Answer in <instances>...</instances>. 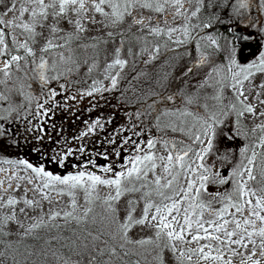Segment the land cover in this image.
<instances>
[{"label": "snow or ice", "instance_id": "snow-or-ice-1", "mask_svg": "<svg viewBox=\"0 0 264 264\" xmlns=\"http://www.w3.org/2000/svg\"><path fill=\"white\" fill-rule=\"evenodd\" d=\"M172 2L178 9L183 8L181 0H26L25 3H20L19 8L17 0H0V11H2L0 14V62L3 65L0 67V74L3 77L0 79V85L4 86V90L0 91V138H3L8 131L6 125L19 121L30 123V118L40 122L41 117L47 116L52 104L59 106L55 98L61 93L49 85L52 81L59 82L62 74L66 76L71 73V67L62 66L77 63L71 54L74 43L97 51L102 44L107 45L110 41L116 43L113 32L109 31L107 39L102 36H93L91 37L93 42L90 45H84L81 43L82 36L90 31L89 25L110 28L123 23L125 17L130 16L137 7L164 12L166 5ZM252 6L253 0H207V2L197 0L195 10L191 11L190 15L178 10L177 15L184 18L183 24L167 29L159 26L149 29L150 34L166 35L168 41L177 46L171 49L173 52H176L179 47L194 45V50L191 52H188L185 47L192 63H185L178 72L175 68L170 73L165 72L155 81V87L144 93L146 99L142 109L134 114L135 120L129 127L123 129L125 132L130 131L132 135H125L118 145V147L127 146L124 159L121 160L120 151H115L114 162L98 166L102 175L94 171L81 170L75 174L62 176L46 171L44 166H35L26 159H0V163L14 165L17 168L22 167L24 171L33 173L40 181L35 188L41 192L44 199H48V193L44 189L58 190L60 194L67 191L73 197L71 204L73 211L65 212V219H86L92 211L91 207H87L83 217L74 214L78 207L75 199L76 190H83L86 203H92L98 198L95 194L100 186L114 189V195L110 192L104 200L110 214L109 223L114 226L113 238L119 237L128 244L153 245L159 250L155 257L158 264H164L165 249L172 252L177 264H185V261L187 264H192L193 256L197 257V264L200 260L231 264L230 261H223L224 247L229 248L235 255L236 250L231 246L235 244L247 248L246 240L253 245L252 253L247 260L251 261V264H261L259 259L254 260L252 257L256 255L254 237L257 236L260 237V256L264 257V183H261L257 189L250 187L249 181L256 179L254 167L258 156L262 157L261 164L264 166V151L261 153L256 151L257 148L264 150V122L251 130L253 137L256 136L257 131L260 133L258 141L251 143L247 142L250 139L249 132L242 126L245 113L255 114V108L247 103L245 82L251 83V78L256 73H264V17H252L250 15ZM205 8L209 11L201 17L200 14ZM258 11L264 13V0H258ZM15 12L19 15L11 20L4 19L8 13ZM25 14H28V20L24 19ZM97 14L101 17L100 20L96 19ZM192 18H196L197 23L193 24ZM142 23V20H133V24ZM234 24L241 25L245 29H255L256 33L255 35L251 32L247 35L233 33L229 38L219 31L222 25L228 26V30L231 31V26ZM17 30L24 36L23 42L18 39ZM45 30L48 35H45ZM38 37L45 40L44 46L39 50V57L33 46L39 42ZM252 39H257L260 47L252 53V59L249 62L241 63L235 41ZM123 44L124 41L121 39L119 46L112 52L111 62L106 63L102 70H99L96 62L89 66V73L97 70L102 79L93 78L87 90L79 91L78 94L81 97L102 95L118 89L124 70L130 64L128 59L122 57ZM61 50H66L69 55L65 56L64 51ZM51 51L57 52L58 61L53 60L49 63L45 54ZM146 52L149 54L144 63L154 61L160 54V46L154 45L151 51L146 47L141 48V55ZM127 54L136 55L131 48L128 49ZM132 64L134 67V61ZM13 69L16 73L23 71L27 82L17 76L13 87H9V81L14 74ZM139 75L134 76L133 79H138ZM190 80H195V84H189ZM33 82L39 85L38 95L32 91ZM260 87L264 88V84ZM59 88L66 90V84L60 83ZM226 88H230L235 96V102L227 105L223 103ZM14 95L20 97L19 102L14 99ZM259 96L260 93L257 92V99ZM70 98L76 99V96L73 95ZM261 103L264 104V101ZM193 106L195 110H192ZM260 116L264 117V111L260 113ZM129 119L132 118L129 117ZM145 120L154 121L157 128L166 121L172 131L183 132L191 142L180 141L183 147L179 149H177V142H172V151L166 157L167 163L164 165V172L169 178L163 184L161 176H156L152 182L147 181L148 174L154 173L158 167L157 157L151 151L156 141L152 138L146 141L134 139V137L143 136L144 131L147 130ZM108 122L110 123L111 120ZM138 127L141 131L136 130ZM97 128L103 129L99 118L81 135L94 134ZM28 130L31 131V128ZM119 131L117 130V135ZM237 139L246 143L238 150L228 148L217 157L222 161L223 167L224 163H232V157L238 155L228 175H221L220 171H214L215 162L213 165H208L207 158L214 153H219L220 145L224 141ZM109 143H116L115 138H109ZM164 143L167 145L168 141ZM79 151L83 152L84 148L81 147ZM72 152L73 149H69L62 159H67ZM104 158L107 160V155ZM88 163L94 164V161L89 160ZM84 167L86 169L87 165ZM0 171H6V169H0ZM261 174L264 175V168ZM181 176L185 181L184 186L179 184ZM32 182V178L29 177V183ZM210 183L217 186L230 185V190L208 193ZM142 190L144 191L141 197L143 200V207L140 209L141 217L139 219L135 217L140 202L132 199L123 208L125 215L121 222L120 210L116 205L124 195ZM169 191L171 194H168ZM26 192L27 190H25V196ZM153 194L158 199H153ZM203 194H208L213 201L221 203V207L215 211V219L204 220V211L211 208L212 201L205 203L201 199ZM19 203L20 201L15 197H9L3 201V197L0 196V206L12 209L10 214L0 217V231L4 236L12 234L6 230L12 223L19 228L24 227V224L16 217L15 206ZM23 203L34 207L37 202L25 198ZM232 209H235V212H232ZM20 211L23 213L25 210L21 208ZM245 211L248 212L247 216H244ZM238 215L241 218H237ZM59 216L60 212H55L49 218L55 220ZM257 222L262 226L257 228ZM145 224L156 229L155 240L152 238L132 240L129 236L130 230L135 225ZM43 225L44 221L41 219L31 224L25 232H31ZM229 225H232L231 230ZM189 236L191 240L187 239ZM200 241H206V243L200 244ZM213 242H217L215 247ZM178 243H196L199 246L182 250L178 248ZM123 246L122 244L121 247ZM205 249L208 250L205 251ZM110 251L112 255H115L114 248ZM213 251L216 255H213ZM177 253L179 254L176 255Z\"/></svg>", "mask_w": 264, "mask_h": 264}, {"label": "rangeland", "instance_id": "rangeland-1", "mask_svg": "<svg viewBox=\"0 0 264 264\" xmlns=\"http://www.w3.org/2000/svg\"><path fill=\"white\" fill-rule=\"evenodd\" d=\"M25 2L26 0H17V7L19 8L20 3ZM181 2L183 3L182 9H178L174 2H172L166 5L164 12H155L153 10L137 7L132 11L130 16L125 17L123 23L117 26L101 28L100 25H96L94 27L89 25L90 31L85 32L82 38L90 39L93 36H107V32L109 31L113 32L114 37H118L121 36V33L124 36L126 32L132 31L138 32L137 39L141 40L142 38L146 37L154 38V41H158V45L162 46L164 53L170 52L169 47L174 46V44L168 41L167 36L150 34L149 29L157 26L167 29L168 27H176L183 24L184 18L177 15L178 10L186 12L188 15H190L191 11L195 10L197 0H181ZM257 13L258 12H255V10L252 9L250 15L252 17H256L258 16ZM0 14H2V11H0ZM18 15V12L8 13L4 19L11 20ZM28 18V14H25L24 19L28 20ZM96 19H101L99 14H97ZM134 19L142 20L143 23L133 24ZM192 23H197L196 18H192ZM249 30L253 31V33H256L255 29ZM6 31H8V29H6ZM16 34L18 39L23 42L24 36L20 35L19 30H17ZM45 35H48L46 30ZM37 39L39 42L33 46L37 50V56L39 57V50L44 46L45 40L41 37H38ZM221 43H223V41H221ZM259 47L260 45L256 39L255 42L251 43L249 46H247V48L244 49L241 56L238 55L240 62H249L252 59V53H255ZM45 55L49 56L48 60H50V62H52L56 56L55 52L53 51L46 53ZM2 66V62H0V67ZM20 73L22 74L23 71ZM2 78V74H0V79ZM13 78L9 81V85H14V74ZM22 81L27 82V78L22 79ZM56 84L57 83L55 81H52L49 87L56 88L57 91L61 93L55 98L59 106H57V104H52L51 110L48 111L46 117H41L40 122L30 118L31 122H28V124H25V126L19 127V123H16L15 126L13 124L12 126H5L8 131L3 138H0V159H26L35 166H44L46 171H51L54 174H59L62 176L70 173L75 174L77 171L81 170L94 171V168L98 169L94 172L102 175V172L98 166L114 162L116 160L115 151H120L121 160H123L126 154L127 146L118 147V145H120V142L125 135H132L130 131H123V129L128 128L132 121L135 120L134 114L137 112L134 111V109L128 108L124 102V98L122 97V95H124V91L121 89L124 90L126 85H119L117 90L105 92L102 95L94 94L91 97L87 95L81 97L78 94L79 91L87 89H81L79 87H73L66 84V90H61L59 88V84ZM261 84H264V73H256L255 76L251 78V83L245 82L244 85L247 103L251 104L255 108V114L245 113V116L242 118V126L246 127L247 131L252 130L257 125L264 122V117L260 116V113L264 111V104L261 103V101H264V88L260 87ZM3 87V85H0V91H2L1 89H3ZM126 90L127 88L125 91ZM257 92L260 93L259 99L256 97ZM73 95L76 96V99L70 98ZM224 96L225 98L223 103L225 105L229 104L230 102H235V96L233 95L230 88L225 89ZM18 99H20V97ZM241 99H243V97H241ZM129 117L132 119H129ZM98 118L103 124V129L97 128L94 134L89 133L86 136H82L81 134L87 130L88 126ZM109 120H111L110 123L108 122ZM137 123L139 122L137 121ZM145 125L147 130L144 131V135L140 137H134V139L146 141L148 138H152L154 141H156L155 147L151 151H153L157 157L158 167L154 173L150 172L148 174L147 181L152 182L155 180L156 176H161V183L163 184L169 178L164 172V165L167 163L166 157L172 151V148L165 145L164 142L169 141L170 139V144L175 141L177 142L178 147L177 133L180 131H172L171 127L167 126L166 121L162 122L159 128H157L155 125V128L158 129V134L154 132L152 127L147 124ZM29 128H31V131L28 130ZM117 130H120L119 135L116 134ZM136 130L141 131V128L138 127ZM11 133L13 136L15 135V138L17 139L16 143L21 145L20 148L15 149L10 145L11 139L9 138V135ZM168 135L171 137L169 136V138ZM109 138H115L116 143H109ZM241 141L243 142V140L240 139L235 141H224L220 145V152L210 155L207 158L206 163L208 165H213V162H215L214 171H220L221 175H228L230 168L238 159V155L232 157V163H224L223 167L222 161L217 157L218 155L223 154L228 148L238 150L239 147L243 146ZM244 143H246V141H244ZM41 147H45L46 149L40 152ZM81 147L84 148L83 152L79 151ZM69 149H73L72 154L69 155L67 159H62ZM105 155L108 157L107 160L104 158ZM160 157H164L165 159L161 160L159 159ZM89 160L94 161V164H89ZM85 165H87L86 169L84 167ZM0 169H6V171H0V182H2V184H0V196L3 197V201H6L9 197H15L20 201V203L15 206V212L17 219L24 224L23 228H19L15 223H12L9 228L6 229L12 233L9 236H4L3 232L0 231V264H18L12 260V256L8 254V250L6 248L20 245L27 239L28 235L38 233L39 230H41L42 226L26 233L25 230L31 224L37 223L41 219L46 223L49 221L60 223H77L84 220L64 218L65 212L73 211L71 207L73 197L70 196L67 191H65L63 194H60L58 190L51 191L44 189V191L48 193V199H44L41 192L35 188V185L39 184L40 181L35 178L33 173L30 171H24L22 167L17 168L14 165H8L4 163H0ZM108 175L110 176L111 174ZM29 177L32 178V183H29ZM261 183H264V180H261L258 177L253 181H249V186L258 189L261 186ZM9 184H11V187H9ZM179 184L181 186L185 185V181L182 176L179 178ZM225 189L230 190V185L217 186L211 183L208 185V193H215L217 191L223 192ZM25 190H27L26 196ZM144 190L137 193H128L121 198L119 203L116 205V207L120 210L119 219L121 222H123L125 215L123 208H125L128 201L132 199L138 200L140 202L137 207L135 217L137 219L141 217L140 209L143 207V200L141 197ZM110 192L114 195V189L100 186L97 189V193L95 194L98 196L96 200H105ZM168 194H171L170 191ZM25 198L37 202L36 205L34 207L26 206L23 203ZM75 199L78 207L74 214L78 217H83L85 208L91 207L93 202L86 203L85 193L83 190L75 191ZM153 199H158L155 194H153ZM201 199L205 203L212 201L211 208L205 209L204 211V220L207 221L215 219V211L221 207V203L219 201H213L212 197L208 194H203ZM21 208L25 210L23 213L20 211ZM11 211V208L0 206V217L5 214H10ZM231 211L235 212V209H232ZM55 212H60V216L55 220H51L49 217ZM247 215L248 212L245 211L244 216ZM237 218L241 217L238 215ZM205 226L207 227L208 225L206 224ZM261 226L262 225L257 222V228ZM231 228L232 225H229L230 230ZM249 230H251V228H249ZM155 231V228L148 227L147 224L143 226L135 225L130 230L129 236L134 241L148 238L154 239ZM221 236H223V234H221ZM235 238L236 237H234V239ZM187 239L191 240V237L189 236ZM254 239L256 240V255L252 257V259H259L261 264H264V257L260 256V237L257 236L254 237ZM203 243H206V241H200V244ZM245 243L247 244V248L235 244L231 246L232 249L236 250L235 255L231 250H229V248L224 247L222 252L223 261H230L231 264H243V262H246V264H251V261H248L247 257L251 255L253 245L251 243H247V240ZM216 244L217 242H213L214 247ZM177 246L178 248L184 250L187 248H197L199 245L196 243H178ZM207 250L208 249H205V251ZM178 254L179 253L176 255ZM213 255H216L215 251H213ZM165 261L166 264H177L176 258L170 250H168L166 253ZM192 264H197L196 256L192 257ZM199 264H222V262L200 260Z\"/></svg>", "mask_w": 264, "mask_h": 264}, {"label": "trees", "instance_id": "trees-1", "mask_svg": "<svg viewBox=\"0 0 264 264\" xmlns=\"http://www.w3.org/2000/svg\"><path fill=\"white\" fill-rule=\"evenodd\" d=\"M252 9H254L255 12H258V16L256 17H264V13L258 11V0H253ZM208 11L207 8L203 9L200 14L201 17H203ZM219 31L229 38L233 35L231 34V31L228 30V26H220ZM137 35L138 32H126L124 36L115 37L116 43L110 41L107 45H100L99 51L94 50L91 47H80L79 43H74L72 45L73 51L71 54L77 63L62 66L71 67L72 71L66 76L62 74L61 80L55 82L57 84L65 83L73 87L88 89L91 86L93 78L102 79V77L98 75L97 70L89 73V66L96 62L99 65V70H102L106 63L111 62L113 58V50L119 46L120 40L123 39L122 57L128 59L130 64L124 70V75L119 85H126V91V88H124V90L121 89L124 91L122 97L124 98L126 106L130 109H134V111H140L144 99H146L144 93L148 92L150 88L155 87L156 80L163 76L165 72L170 73L173 68L178 72L179 68L183 67L185 63H192L188 58V52L194 50V45L186 47L188 52L185 51V47H179L176 52H173L171 49L177 47L174 45L169 47L170 52L166 53H164V49L160 46V54L158 58L149 63H144V61L147 60L149 53L146 52L141 55V48L146 47L151 51V48H153L154 45H157L158 41H154V38L151 37L139 40L137 39ZM103 37L107 39V36ZM92 42L91 38H82L81 41L84 45H90ZM235 44L238 48L236 41ZM129 48H131L136 55L129 56L127 54ZM105 49H107V52H105ZM61 51H64L65 56L69 55L66 50ZM53 52H55L56 55L54 60L58 61L59 57L57 52ZM196 55H198V53H196ZM45 56L48 59L49 56ZM105 56H107V59H105ZM133 61L134 67L132 64ZM49 63H51L50 60ZM169 65H171V67H169ZM13 71L15 78L17 76H19L21 80L26 78L24 73H16L15 69H13ZM140 73H143L144 75H139ZM137 75H139V78L133 79V77ZM195 82V80H190L189 84H195ZM105 83L108 82L105 81ZM33 84L37 83H32V91L38 95L39 85ZM8 86L13 87V85ZM173 87H175V85ZM1 90L3 91L4 87ZM192 90L194 91V89ZM25 91H28V89H25ZM169 91H171V89H169ZM18 98L19 96L14 95V99L17 102L20 101ZM209 103H212V101H209ZM34 107L35 104L33 103V108ZM192 110H195V106H193ZM141 119H144V117H141ZM17 123L20 124V127L28 124V121H19ZM15 124L16 123H13L14 126ZM145 124L152 127L154 132L158 134V129L155 128L154 121L149 122L148 120H145ZM248 132L250 137L249 141H247L248 143L258 141L260 135L258 131L255 137L251 135V130ZM9 136L11 139L10 145L15 149L20 148L21 145L16 143L17 139L15 138V135L13 136L11 133ZM169 136L170 135H168V137ZM177 136L179 139H177L178 149L183 147V145L179 143L180 141L191 143L183 132H178ZM241 144L243 145L244 141H241ZM167 146L172 148L170 142ZM44 149L46 148L41 147L40 152ZM256 151L261 153L264 150L257 148ZM261 159V156L257 157L254 167V175L256 178L259 177V179L264 180V175L261 174L262 168H264L261 164ZM91 208L92 211L87 215L86 219L81 222H44V225L38 233L28 235L27 239L20 245L6 248L8 254H10L12 260L18 264H137V262H139V264H158L155 257L159 250L154 248L153 245L140 246L134 243L128 244L119 237L113 238L114 226L109 223L110 214L107 211L104 200H96L92 203ZM153 240H155V238ZM122 244L124 245L123 247H121ZM113 248L115 249V255H112L110 251ZM167 252L168 249H165L163 252L164 264H166L165 257ZM185 264H187L186 261Z\"/></svg>", "mask_w": 264, "mask_h": 264}, {"label": "water", "instance_id": "water-1", "mask_svg": "<svg viewBox=\"0 0 264 264\" xmlns=\"http://www.w3.org/2000/svg\"><path fill=\"white\" fill-rule=\"evenodd\" d=\"M250 32L255 35V33H253V31H251L249 29H245L241 25L234 24V25L231 26V34L235 33L236 35H240V34L247 35ZM255 40L256 39H252V40H248V41L237 40L236 43L239 46L238 55L241 56L243 51H244V49L247 48V46H249L251 43L255 42ZM94 170L97 171V168H95Z\"/></svg>", "mask_w": 264, "mask_h": 264}]
</instances>
